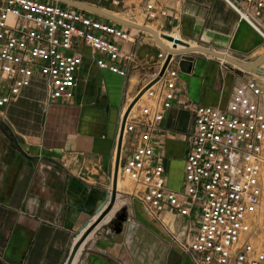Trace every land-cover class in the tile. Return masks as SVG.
I'll return each instance as SVG.
<instances>
[{
	"label": "crops",
	"instance_id": "0c3cea01",
	"mask_svg": "<svg viewBox=\"0 0 264 264\" xmlns=\"http://www.w3.org/2000/svg\"><path fill=\"white\" fill-rule=\"evenodd\" d=\"M135 1L138 15L145 24H156L160 34L176 30L179 33L173 35L188 44L240 62L264 55L263 37L223 0H155L170 14L157 21L144 12L150 0ZM130 33L133 41L120 42L124 56L135 58V63L120 62L128 71L126 77L100 70L91 50L82 46L85 57L73 99L51 101L45 82L34 78L4 108L0 117V264H67L77 242L107 205L123 113L131 98L153 79L162 49L144 31L131 29ZM188 55L194 60L174 66L179 73L176 100L155 136L157 153L165 157L167 186L174 190L183 186L194 128L191 105L225 110L235 89L253 74L212 56ZM129 155L120 160L113 212L86 239L73 264H193L168 231L184 233L189 225L197 229L196 222L169 209L157 215L158 221L129 196V190H120L121 167ZM175 176L179 185L173 182ZM124 206L129 216L122 231L110 237L98 233Z\"/></svg>",
	"mask_w": 264,
	"mask_h": 264
},
{
	"label": "built area",
	"instance_id": "2783aa9c",
	"mask_svg": "<svg viewBox=\"0 0 264 264\" xmlns=\"http://www.w3.org/2000/svg\"><path fill=\"white\" fill-rule=\"evenodd\" d=\"M67 1L99 10L125 6L122 0ZM223 1L264 39V0ZM144 12L151 21L170 15L155 0L146 2ZM131 29L55 0H0V117L34 78L45 82L51 101L73 99L85 57L82 46L91 50L100 70L126 77L120 62L135 63V58L124 56L120 42L133 41ZM169 55L159 51L148 84L158 78ZM179 60L172 55L164 75L126 119L121 160L126 149L130 155L121 172L134 183L129 196L158 221L157 215L169 209L196 222L197 229L189 225L179 234L161 223L193 264H264V240L258 239L255 224L264 197V77L250 75L225 110L191 105L194 128L184 181L174 190L167 186L165 157L157 153L155 136L176 100Z\"/></svg>",
	"mask_w": 264,
	"mask_h": 264
},
{
	"label": "water",
	"instance_id": "95a60500",
	"mask_svg": "<svg viewBox=\"0 0 264 264\" xmlns=\"http://www.w3.org/2000/svg\"><path fill=\"white\" fill-rule=\"evenodd\" d=\"M55 1H59L62 2L64 4H68L71 6H74L76 8L85 10V11H89L95 14H98L114 23H117L119 25L128 27V28H132V29H137V30H141V31H146L148 33H150L155 41L157 42V44L159 45L160 48L166 50L167 52L170 53L165 65L163 66L161 72L159 73L158 78H156L154 81L150 82L149 84H147L144 88H142L141 90H139V94L135 97L134 101L130 104V106L128 107L124 118L121 122V127H120V134H119V139H118V153H117V160H116V168H115V173H114V181H113V190H112V194L111 197L107 203V205L105 206V208L102 210V212L100 213V215L97 217V219L87 228V230L84 232V234L81 237V240L75 245V247L72 250L71 256L68 260L67 264H73V261L81 247V245L86 241V239L92 234L94 233L98 227H100V225H102V223H104L105 221H107L109 215L113 212L115 206H116V202H117V187H118V178H119V168H120V160H121V152H122V144H123V136H124V129H125V124H126V119L130 113V111L132 110V108L134 107V105L140 100V98L145 94V92L152 87L159 78H161L167 67L170 65V62L172 60V55L175 54L178 57H180V62H185V61H193L194 58L192 56H189L188 54L191 53H195L196 51H192L190 49L187 50H183V51H177V47L176 44H182L185 47H188V43L184 42V41H175L173 40V38L169 35L163 34V38L167 41H174L175 45H174V49H170L167 46H165L161 40L159 39L157 33L145 26H137L134 24H130V23H124L118 20H115L103 13H101V10L93 8L89 5L83 4V3H77V2H69L67 0H55ZM205 55L208 56H212L214 58H218V59H222L223 58V54H220L222 52H217V51H213L207 48H203V51L201 52ZM227 60H229L230 64H234L238 69H241L242 71H244L245 73H253V74H257L261 77H264V69L262 68L263 64H264V55L252 60V61H247V62H240L239 60L233 58H227ZM21 152L27 156L26 153H24L22 150ZM128 207L124 206L122 207L109 221L106 225L103 226V228L101 230L98 231V233L100 234H104L107 235V237H110L113 233L119 234L122 231V227L124 225V223H126V221L128 220Z\"/></svg>",
	"mask_w": 264,
	"mask_h": 264
},
{
	"label": "rangeland",
	"instance_id": "374dc122",
	"mask_svg": "<svg viewBox=\"0 0 264 264\" xmlns=\"http://www.w3.org/2000/svg\"><path fill=\"white\" fill-rule=\"evenodd\" d=\"M139 2L135 1V0H131L129 2L125 3V7L120 6V7H113L108 5V8H103L101 10H106L108 12H113L116 14H120L121 18H124L125 20H128L132 23L138 24V25H142V26H146V27H152L154 30H157L156 24H145L144 19L142 17H140L138 14V12L140 11V7L138 6ZM94 7V6H92ZM137 7V11H135L134 9ZM171 34V32L169 33V35ZM168 35V34H166ZM148 36H150L149 38H153V36L151 34H149ZM165 46H172L167 42H163L161 41ZM178 48V47H177ZM180 50H185L183 48H180ZM262 68L264 69V64L262 66ZM129 153V150L126 149L125 150V155ZM120 190L126 189L129 190L130 193L134 190V183L127 178L126 176H124L123 174L120 175ZM173 182L177 183L176 185H179L180 183V179L176 178L173 180ZM262 185H263V191H264V165H263V171H262ZM255 224H256V228L258 229V239L259 240H264V197H263V205L261 210L259 211L256 220H255Z\"/></svg>",
	"mask_w": 264,
	"mask_h": 264
},
{
	"label": "bare ground",
	"instance_id": "6f19581e",
	"mask_svg": "<svg viewBox=\"0 0 264 264\" xmlns=\"http://www.w3.org/2000/svg\"><path fill=\"white\" fill-rule=\"evenodd\" d=\"M101 13H103V14H105V15H107V16H109V17H111V18H113V19H115V20H118V21H121V22H124V23H130V24H134V25H137V26H142V25H138V24H135V23H132V22H130V21H128V20H125L124 18H121L120 17V14H116V13H113V12H108V11H106V10H101ZM146 27V26H145ZM147 28H149V29H151V30H153V31H155L156 33H157V35H158V37H159V39L161 40V41H163V42H166V40L162 37L163 36V34H160L158 31H156V30H154V29H152V28H150V27H147ZM135 30H137V29H135ZM145 33H147V34H150V33H148V32H146V31H144ZM172 38H173V40H175V41H184V39L183 38H181V37H178V36H175V35H172ZM181 41V42H182ZM185 42V41H184ZM168 43V42H167ZM188 43V42H187ZM169 44H173V45H175V42L174 41H171V42H169ZM176 46H178V47H180V48H183V49H185V50H187V49H190V50H192V51H196L195 53H201L202 51H203V49L202 48H198V47H196V46H193V45H190V44H188V47H185L184 45H182V44H176ZM201 54H203V53H201ZM220 54H223V53H220ZM227 58H231V59H233V57H231V56H229V55H227V54H224L223 55V58L221 59V60H223V61H226V63L228 62L229 63V60H227ZM233 66H234V68L236 67L234 64H232ZM237 68V67H236ZM139 102V101H138ZM141 103H142V101L141 102H139V103H136V106H135V108H137L139 105H141ZM129 105V104H128ZM127 105V106H128ZM117 197H118V193H117ZM80 240H81V238H80ZM79 240V241H80ZM78 241V242H79ZM77 242V243H78ZM85 243V242H84ZM83 243V244H84ZM82 244V245H83ZM82 245H81V247H82ZM81 247H80V249H81ZM80 249H79V251H80ZM79 251H78V253H79ZM77 253V254H78ZM77 256V255H76Z\"/></svg>",
	"mask_w": 264,
	"mask_h": 264
},
{
	"label": "trees",
	"instance_id": "16d2710c",
	"mask_svg": "<svg viewBox=\"0 0 264 264\" xmlns=\"http://www.w3.org/2000/svg\"><path fill=\"white\" fill-rule=\"evenodd\" d=\"M108 7V6H107Z\"/></svg>",
	"mask_w": 264,
	"mask_h": 264
}]
</instances>
